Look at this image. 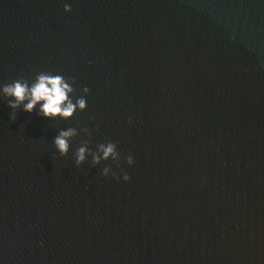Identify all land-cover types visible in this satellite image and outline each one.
I'll return each mask as SVG.
<instances>
[{
    "label": "water",
    "instance_id": "obj_1",
    "mask_svg": "<svg viewBox=\"0 0 264 264\" xmlns=\"http://www.w3.org/2000/svg\"><path fill=\"white\" fill-rule=\"evenodd\" d=\"M41 72L86 109L11 120ZM0 264H264V0H0Z\"/></svg>",
    "mask_w": 264,
    "mask_h": 264
},
{
    "label": "clouds",
    "instance_id": "obj_2",
    "mask_svg": "<svg viewBox=\"0 0 264 264\" xmlns=\"http://www.w3.org/2000/svg\"><path fill=\"white\" fill-rule=\"evenodd\" d=\"M64 8L66 11L71 10L68 4H65ZM83 91L84 93H88L89 88L84 87ZM69 92H74V89L72 84L66 82L64 76L45 72L37 74L35 80L31 84H29L28 80L20 78L2 87L3 95L13 98L8 100L9 107L13 110L10 114V119L13 121L16 119L15 110L20 108L21 105L23 106V111L31 113L41 101H43V103L40 105L37 115L49 119L57 116L63 119L71 118L74 111L77 110V106L80 110H85L87 107L85 98L80 97L76 99L74 104L72 98L68 96ZM25 101H27V103H24ZM129 122H131V120H129ZM81 131L91 135L87 128L81 129ZM78 134L76 128L70 127L67 130L59 131V134L54 137V145L61 156L68 153L70 147L69 140ZM88 143L89 141H82V146L75 152L74 156L77 165L82 164L86 160V151L87 155H91L93 164H98L100 162L101 157L98 153L102 151L104 160L111 158L119 165L120 153L117 151L116 143H101L97 145V151H91L87 147ZM125 159L129 165L134 163L131 155L127 156ZM110 171L111 169L109 167H105L102 174L107 176ZM112 175L119 179L117 173L113 172ZM123 179L127 181L130 177L125 173Z\"/></svg>",
    "mask_w": 264,
    "mask_h": 264
}]
</instances>
